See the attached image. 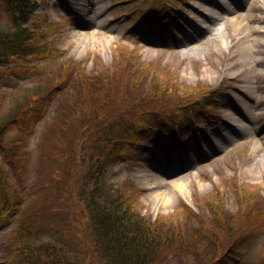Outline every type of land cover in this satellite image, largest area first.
<instances>
[{
    "label": "rangeland",
    "instance_id": "1",
    "mask_svg": "<svg viewBox=\"0 0 264 264\" xmlns=\"http://www.w3.org/2000/svg\"><path fill=\"white\" fill-rule=\"evenodd\" d=\"M33 1L36 19L32 17L29 22L36 20L38 30L46 31L53 54L17 58L5 67L7 74L0 79V93L5 97L0 105V116L11 107L13 98L9 93L13 87L25 86V90H30L35 84L49 82L55 92L28 108V121H33L29 126L12 125L8 138L2 139L7 140L9 146L15 142V146L9 147L12 149L9 154L16 160H9L0 146V208L3 196L12 206L11 214L0 216V264L16 263L24 257L23 253L16 252L20 245L17 217L25 221L26 235L38 233L39 226L68 227L61 222L62 208L69 205L66 201L56 202L55 211L44 206L34 209V200L44 194L37 186L44 180L55 182L60 177V161L54 160V172L45 174L43 167L50 160L44 162L41 155L48 153L45 142L49 137L51 140L57 125L61 124V112L70 114L79 109L75 105L81 103V92L85 98L84 109L89 89L108 92L101 83L102 78H107L108 85L117 80L110 101L124 103L135 91L155 89L156 102L160 105L184 102L162 120L149 113L141 120L145 125H154L155 129L140 132L131 144H115V149L121 152L113 153L108 160L105 184L114 191L132 193L135 216L138 214L150 223L171 222L172 227L166 231L168 235L180 237L196 231L207 241L205 235L209 233L200 228V224L204 219L209 220L212 238L219 246L214 264H264V225L253 226L256 224L253 219L264 215V0H251L245 9L235 12L225 11L230 7L227 0H207V3L160 0L161 4L157 0H87L86 7L101 13V19L105 20L91 28H84L82 11L76 8L84 0ZM153 2L157 5L152 6ZM222 5L225 8L221 9ZM150 6L159 12L149 13L148 21L158 22L133 29L131 23ZM194 7L202 9L201 14ZM174 11L179 27H175V19L169 15ZM206 11L214 14L210 16ZM93 32L98 33L91 36ZM136 33L139 35L135 36ZM190 47H194V51L189 50ZM124 70L130 80L134 73L143 76L139 89L128 90L130 86L121 78ZM58 84L61 86L57 87ZM190 88L192 93L187 92ZM236 110L241 115H235ZM227 112L237 121L231 123L226 118ZM31 113H35V117ZM197 124L206 130L204 134ZM63 142L67 154L68 145L66 140ZM152 148L157 152L153 153ZM254 158L258 165L248 170ZM148 165L162 169L159 175L164 186L154 190L159 201H154L153 192L137 177ZM179 179L185 184L182 192L171 186ZM69 189L67 187L64 195L58 197L74 195L68 194ZM241 189L253 192L251 205H254L247 209L248 215L241 219L243 222L234 228L233 234H223L212 222L208 203L218 197L219 215L226 210L234 212ZM29 214L34 218L27 221ZM73 224L69 223V235H77ZM66 229L61 227L59 234ZM47 233L50 232L42 229L33 238H39V243L49 241ZM79 246L86 249L90 244L80 243ZM84 261L87 264L89 257Z\"/></svg>",
    "mask_w": 264,
    "mask_h": 264
},
{
    "label": "trees",
    "instance_id": "2",
    "mask_svg": "<svg viewBox=\"0 0 264 264\" xmlns=\"http://www.w3.org/2000/svg\"><path fill=\"white\" fill-rule=\"evenodd\" d=\"M153 4L157 5L154 2ZM34 8L33 0H0V68L2 67L0 79L7 74L8 68L5 67L14 59L30 56L40 58L53 54L46 31L38 30L36 20L29 22L32 17L36 19ZM123 73L121 78L125 79V85L130 86L128 90L139 89L143 76L141 74L135 76L134 73L133 79L130 80L129 75L126 77L125 70ZM106 79L102 78L101 83L106 85L103 86L108 90L107 93L98 88L95 92L89 89L86 103L88 108H83L85 98L81 92V103L75 105L80 110L77 109L78 111L75 110L70 114L61 112L59 115L61 124L57 125V131L51 140L49 137L45 142L47 144L45 150L48 153L41 155L44 157V162L50 160L46 163V167H43L45 174L54 172L52 169L54 160L60 161V177L55 182L44 180L41 186H37L44 190V194L34 200L33 206H36L34 209L38 210L44 206L55 211L56 202L66 201L69 205L62 208L64 213L61 222L68 227L60 224L37 227L38 233L42 232V229L50 232L47 233L49 241L39 243V238H33L38 233L26 235L25 221L17 217L16 232L20 245L16 252L23 253L24 257L12 264H86L84 261L86 256L89 257L87 264H96V262L97 264H214L215 253L219 246L212 238L213 231L209 228V220L202 218L200 224V228L209 233L205 235L208 237L207 241L196 231H189V235L183 234L180 237L168 235L166 231L172 227L171 222L164 223L161 220L163 224L160 221L150 223L138 214L135 216L132 209L134 208L132 193L114 191L104 182L108 160L112 158L113 153L119 155L121 152L115 149V144L123 142L131 144L140 132L148 131L149 128L155 129L154 125H145L141 120L149 113L156 114L157 119L162 120L170 112L181 107L184 102L160 105L156 102L155 89L151 92L139 93L134 90L135 95L124 103L110 101L111 93L114 92L113 84L117 80L108 85ZM31 88L30 90H25L27 89L25 86L11 88L9 93L13 98L11 107L0 116V146L12 161L16 158L9 154L12 150L9 147L16 144L14 142L13 146H9L7 140L2 139L8 138L7 133L12 129V125L21 127L20 125L25 123L29 126L33 121H28V108L33 102L46 100L55 92L49 82L35 84ZM187 92L192 93V89ZM3 96L0 93V105L5 100ZM74 100H77V97ZM31 115L35 117V113ZM120 121L122 122L115 125ZM69 127L70 129H67ZM66 134H69L70 138ZM64 140L68 145L67 154L64 152ZM67 187L70 188L68 194L74 195L59 198L58 195H64ZM240 193L237 208L231 213L226 210L222 215L218 214L217 209L220 206L218 197L211 198L208 203L212 209L214 219L212 222L223 234L230 235V232L233 234L234 228L239 227L240 222H243L241 219L248 215L247 209L254 205H251L252 200L254 202L253 192H244L241 189ZM3 198L0 216H7L11 214L12 206L8 198L4 196ZM30 215L27 221L34 218ZM36 216L37 214L35 218ZM251 218L253 219V215ZM253 220L256 221L253 226L257 228L264 225V215H257ZM72 222H74L72 229H77V235H69L68 229H71L69 223ZM61 227L67 229L59 234ZM86 242L90 246L81 249L79 244ZM89 252L95 257V261L92 260Z\"/></svg>",
    "mask_w": 264,
    "mask_h": 264
},
{
    "label": "bare ground",
    "instance_id": "3",
    "mask_svg": "<svg viewBox=\"0 0 264 264\" xmlns=\"http://www.w3.org/2000/svg\"><path fill=\"white\" fill-rule=\"evenodd\" d=\"M203 3H207V0H201ZM215 2V0H212ZM231 1V0H230ZM86 2H88L87 0L82 1L78 7L79 10H81L82 12L80 13V16L85 20L83 21L84 24V28H91V27H96V25H101L105 22V20L102 18L101 19V13L96 12L95 9L90 8V7H86ZM91 6V5H90ZM196 9V12L201 13L202 9H197L196 7H194ZM206 10V8H205ZM206 14L210 15V14H214L212 12H205ZM89 15V18H87V16ZM211 16V15H210ZM216 16V14H215ZM98 27V26H97ZM98 32H93L90 35L92 36H96ZM82 34H76V36H80ZM85 36V35H83ZM110 40H114V39H110ZM200 46V45H199ZM199 46L196 48L199 49ZM194 47H190L189 50L194 51ZM235 108V105L234 107ZM235 115H241L239 113V110L235 111L234 113ZM226 118L230 120V122H236L237 119L233 120L232 118V114H228V112L226 113ZM230 124V123H229ZM259 152V151H258ZM258 165V160H256L255 158L252 160V163L248 166V170H252L254 169V167H256ZM149 169V170H148ZM159 173H162V169H157L155 166H147V168L143 169L139 174H138V178H140V180L142 181V184L147 187L150 191H152V198L155 199L154 201L158 200V193L157 191L154 192L155 189L161 188V186H164V182L162 181V176L159 175ZM176 174V173H174ZM184 182L182 180H177L175 182H173L171 184L172 188L182 192L184 189ZM157 198V199H156ZM162 198V197H161ZM163 200V199H162ZM159 201V200H158ZM161 201V199H160ZM157 204V203H156Z\"/></svg>",
    "mask_w": 264,
    "mask_h": 264
}]
</instances>
